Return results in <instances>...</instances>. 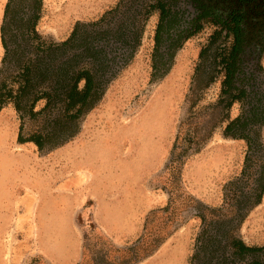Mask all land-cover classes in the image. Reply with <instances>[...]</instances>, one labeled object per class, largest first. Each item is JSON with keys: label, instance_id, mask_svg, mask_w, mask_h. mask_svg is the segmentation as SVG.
I'll use <instances>...</instances> for the list:
<instances>
[{"label": "rangeland", "instance_id": "374dc122", "mask_svg": "<svg viewBox=\"0 0 264 264\" xmlns=\"http://www.w3.org/2000/svg\"><path fill=\"white\" fill-rule=\"evenodd\" d=\"M119 1L43 0L38 31L48 42H62L77 22L97 20ZM7 2L0 0V65ZM158 23L155 10L133 61L86 116L80 133L64 146L40 152L33 143L19 144L21 122L14 106L0 111V264H31L37 258L48 264H79L91 225L116 247L132 246L144 234L147 216L167 206V165L179 124L188 115L187 98L195 86L200 55L218 29L206 22L177 51L170 72L156 79ZM261 66L264 73V52ZM222 75L199 91L197 112H206L219 100ZM241 111L235 104L230 119ZM225 125L199 153L188 157L182 171L184 192L209 207L222 206L224 188L242 174L248 154L244 140L223 136ZM260 131L264 143V127ZM193 209L189 206L182 213L165 245L138 264H190L202 227ZM159 221L156 217L153 222ZM239 236L248 246H264V197L249 212ZM258 255L264 262V251Z\"/></svg>", "mask_w": 264, "mask_h": 264}, {"label": "trees", "instance_id": "16d2710c", "mask_svg": "<svg viewBox=\"0 0 264 264\" xmlns=\"http://www.w3.org/2000/svg\"><path fill=\"white\" fill-rule=\"evenodd\" d=\"M171 1L120 0L99 19L77 22L66 40L48 42L37 28L43 0H8L1 25L4 56L0 65V111L9 104L14 106L21 122L18 143H33L40 152H51L72 141L86 116L135 58L146 22L155 10L160 19L153 78L163 79L177 51L190 38L173 42L165 38L171 36L175 18ZM223 36V28L216 30L200 55L195 86L187 98L188 115L179 124L167 165V206L147 216L144 234L126 248L111 244L91 225L90 232L84 234L79 264L141 263L174 234L189 206L194 207L192 216L202 221L190 264H264L258 255L264 246H248L239 236L249 212L264 197V143L260 131L264 127V87L250 84L251 89H247L242 85L244 80L235 76L238 45L231 52ZM219 74L224 76L219 100L209 104L206 112H197L199 91L214 84ZM238 82L241 86L235 85ZM232 89L236 95L230 94ZM235 100L243 101L242 111L230 119L229 110ZM224 123L223 136L244 140L248 154L242 174L226 184L222 206L209 207L184 192L182 171L188 157L199 153ZM156 217L159 224L153 222ZM31 264L48 263L37 258Z\"/></svg>", "mask_w": 264, "mask_h": 264}, {"label": "flooded vegetation", "instance_id": "af4514ba", "mask_svg": "<svg viewBox=\"0 0 264 264\" xmlns=\"http://www.w3.org/2000/svg\"><path fill=\"white\" fill-rule=\"evenodd\" d=\"M170 10L175 18L170 29L171 36H165L169 42L192 37L206 22L218 30L223 28L228 50L233 52L238 45L235 76L244 80L242 85L247 89H251L250 84L263 89L261 56L264 52V0H172ZM235 85L241 86V83ZM230 94L237 93L232 89ZM226 95L230 99V95ZM242 102L235 100L233 106L237 103L242 106Z\"/></svg>", "mask_w": 264, "mask_h": 264}, {"label": "crops", "instance_id": "0c3cea01", "mask_svg": "<svg viewBox=\"0 0 264 264\" xmlns=\"http://www.w3.org/2000/svg\"><path fill=\"white\" fill-rule=\"evenodd\" d=\"M164 245H165V243L162 245V247H163ZM162 247H161V248H162ZM161 248H160V249H161ZM160 249H159V250H160Z\"/></svg>", "mask_w": 264, "mask_h": 264}]
</instances>
